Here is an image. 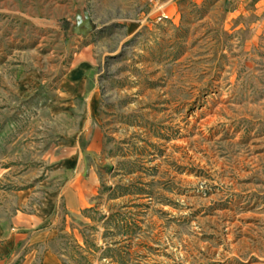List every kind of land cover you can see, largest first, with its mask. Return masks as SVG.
Wrapping results in <instances>:
<instances>
[{"label":"rangeland","instance_id":"rangeland-1","mask_svg":"<svg viewBox=\"0 0 264 264\" xmlns=\"http://www.w3.org/2000/svg\"><path fill=\"white\" fill-rule=\"evenodd\" d=\"M42 205L34 264H264V0H0V220Z\"/></svg>","mask_w":264,"mask_h":264},{"label":"crops","instance_id":"crops-1","mask_svg":"<svg viewBox=\"0 0 264 264\" xmlns=\"http://www.w3.org/2000/svg\"><path fill=\"white\" fill-rule=\"evenodd\" d=\"M16 194L22 204H26L31 199L30 189L16 192ZM44 206L42 205L40 209H35L34 206V212L26 214L16 210L13 217L4 226L3 221L0 220V264H14V259L21 252L24 259L22 264H34L33 261L40 252V248H36L34 244L46 240L47 233L35 231L32 228L43 224L48 219L51 209ZM80 208L81 206L68 211H79ZM51 255V252H45L40 264H50L49 257Z\"/></svg>","mask_w":264,"mask_h":264},{"label":"water","instance_id":"water-1","mask_svg":"<svg viewBox=\"0 0 264 264\" xmlns=\"http://www.w3.org/2000/svg\"><path fill=\"white\" fill-rule=\"evenodd\" d=\"M74 21L75 24L71 27V33L74 35L86 37L93 33L96 29V26L87 10H83L82 12L76 11Z\"/></svg>","mask_w":264,"mask_h":264}]
</instances>
